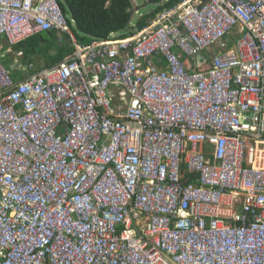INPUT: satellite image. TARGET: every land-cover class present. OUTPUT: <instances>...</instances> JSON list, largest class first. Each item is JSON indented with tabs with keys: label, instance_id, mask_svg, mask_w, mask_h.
Listing matches in <instances>:
<instances>
[{
	"label": "built area",
	"instance_id": "built-area-1",
	"mask_svg": "<svg viewBox=\"0 0 264 264\" xmlns=\"http://www.w3.org/2000/svg\"><path fill=\"white\" fill-rule=\"evenodd\" d=\"M49 31L73 54L15 80ZM0 41V264H264V0L90 45L58 0H0Z\"/></svg>",
	"mask_w": 264,
	"mask_h": 264
},
{
	"label": "trees",
	"instance_id": "trees-1",
	"mask_svg": "<svg viewBox=\"0 0 264 264\" xmlns=\"http://www.w3.org/2000/svg\"><path fill=\"white\" fill-rule=\"evenodd\" d=\"M63 13L68 18L76 40L81 45H90L95 41L108 40L113 34L129 29L134 15L132 0H58ZM162 0H151L160 3ZM182 0H167L151 13L142 16L137 24L138 31L164 11L173 8ZM74 21V22H73ZM128 36V35H126ZM125 35L123 37H126ZM8 47L6 46V49ZM21 57L7 54L4 64L13 69L15 80L22 78L24 68L34 65L33 71L55 65L72 55L75 48L69 36H59L57 31L38 34L13 46ZM17 58V62L16 59ZM43 61V64L41 62Z\"/></svg>",
	"mask_w": 264,
	"mask_h": 264
},
{
	"label": "rangeland",
	"instance_id": "rangeland-1",
	"mask_svg": "<svg viewBox=\"0 0 264 264\" xmlns=\"http://www.w3.org/2000/svg\"><path fill=\"white\" fill-rule=\"evenodd\" d=\"M137 2H138V4H139V6L137 7L138 9H140V11H141V13L142 14H148V13H151L153 10H155L156 8H157V6L159 5V4H157V3H153V2H151V0H137ZM139 18H140V16L138 15V14H134L133 16H132V23L134 24V23H136L137 24V21L139 20ZM126 36V35H129V32H128V29H126V30H124V31H122V32H119V33H117L116 34V36ZM60 36V35H59ZM0 43H1V41H0ZM16 60V62L18 61L17 60V58L15 59ZM198 60H199V62H200V64H201V62H202V60H203V58H202V56H199L198 57ZM41 64H43V61L41 62ZM42 70V69H41ZM38 71H40V70H38Z\"/></svg>",
	"mask_w": 264,
	"mask_h": 264
},
{
	"label": "crops",
	"instance_id": "crops-1",
	"mask_svg": "<svg viewBox=\"0 0 264 264\" xmlns=\"http://www.w3.org/2000/svg\"><path fill=\"white\" fill-rule=\"evenodd\" d=\"M165 1H167V0H162V1L159 3L158 6L164 4ZM157 4H158V3H157ZM179 4H180V3H179ZM179 4H178V5H179ZM158 6H157V7H158ZM176 6H177V5H176ZM139 11H140V10H139ZM153 11H154V10H153ZM140 13H141V11H140ZM141 14H142V13H141ZM148 14H149V13H148ZM138 15H139V14H138ZM144 15H147V14H143V16H144ZM139 16H140V15H139ZM140 18H141V16H140ZM140 18H139V19H140ZM137 22H138V21H137ZM151 22H153V21H151ZM151 22H150V23H151ZM150 23H149V24H150ZM134 25H136V23L133 24L132 21H131V25H130V27H129V29H128V32H129V30H131V29L133 28Z\"/></svg>",
	"mask_w": 264,
	"mask_h": 264
}]
</instances>
